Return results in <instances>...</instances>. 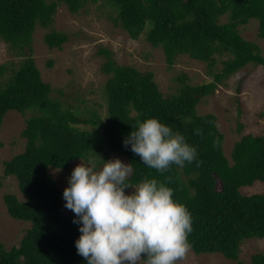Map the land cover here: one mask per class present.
I'll use <instances>...</instances> for the list:
<instances>
[{
    "label": "trees",
    "instance_id": "obj_1",
    "mask_svg": "<svg viewBox=\"0 0 264 264\" xmlns=\"http://www.w3.org/2000/svg\"><path fill=\"white\" fill-rule=\"evenodd\" d=\"M99 1L115 9L112 21L132 38L145 35L154 47L161 46L169 66L179 54H186L207 62L213 79L194 85L187 74L179 75L176 91L166 94L154 71L110 60L102 68L109 75L102 90L106 117L96 109L85 110V116L79 105L54 97L33 55L34 33L38 26H52L62 4L78 14ZM252 20L258 21L264 39V0H0V38L17 57H23L7 83H0V127L11 110L32 114L22 132L27 139L25 151L5 161L4 168L6 177L17 178L25 196L22 200L7 193L8 212L32 226L11 249L0 239V264H87L75 247L80 235L79 225L73 223L75 214L63 215V190L49 168L68 170L80 157L102 163L112 153L128 157L132 184L154 177L173 188L174 198L192 216L190 249L198 254L222 253L243 264L242 243L264 238V193L242 192L264 182V134L242 135L233 145L231 161L218 116L200 114L199 104L248 64L264 66L261 46L239 30ZM45 41L50 48L61 49L68 35L52 29ZM100 52L110 57L109 51ZM215 55L224 57L220 71H214ZM13 65L1 63L0 77ZM149 117L184 135L197 149V160L183 167L173 165L162 175L143 164L123 141L138 121ZM252 261L264 264V254H254Z\"/></svg>",
    "mask_w": 264,
    "mask_h": 264
},
{
    "label": "rangeland",
    "instance_id": "obj_2",
    "mask_svg": "<svg viewBox=\"0 0 264 264\" xmlns=\"http://www.w3.org/2000/svg\"><path fill=\"white\" fill-rule=\"evenodd\" d=\"M114 15L115 9L103 1L89 4L78 14H72L67 6L62 4L50 28L37 27L34 33L33 55L43 79L52 85L54 97H61L65 104L79 105L85 116L88 113L85 110L96 109L106 117L104 107L106 99L102 90L109 75L102 68L110 60L118 65L136 66L142 71H154L155 79L166 94L176 91L178 83L175 78L179 75L187 74L189 77L187 81L194 85L213 79L207 62L193 59L186 54H179L175 58V63L169 66L161 46L154 47L147 41L145 35L139 39L132 38L122 27L115 25L111 19ZM222 21H227V17H223ZM52 29L68 35V41L61 49L50 48L45 41L46 33ZM239 30L246 39L259 44L264 53V39L259 36L257 20L241 25ZM102 49L109 51L110 57L101 53ZM215 57L217 62L214 71H220L224 67V57L219 55ZM22 59L23 57H17L9 49V45L0 38V64L14 63L0 77L1 84L7 83L13 75L12 70L18 69ZM199 112L214 113L218 116V127L225 134V153L231 159L233 145L242 135L264 134V66L248 64L224 80L213 94L202 100ZM31 115L30 111L23 114L11 110L0 127V239L7 249L19 245L27 229L32 226L30 221L12 217L4 201L7 193H15L20 199H25L17 178L14 175L6 177L4 168L5 161L25 151L27 139L22 136V132L26 128L27 118ZM79 126L92 128L89 124ZM116 157L129 163L128 157L119 153H112L106 160ZM84 161L87 163L88 160ZM92 161L97 166L102 164L95 158H92ZM79 163L81 159L73 161L68 170L53 166L49 168L50 174L63 191L68 186V177ZM132 191L133 189L129 188L126 193ZM242 192L264 193V182L258 181L251 187L247 186ZM64 204L63 199V215L72 214L73 212L66 209ZM256 253L264 254V238L246 239L242 243L240 261L243 264H255L252 256ZM178 264L239 263L228 259L222 253L198 254L190 249Z\"/></svg>",
    "mask_w": 264,
    "mask_h": 264
},
{
    "label": "clouds",
    "instance_id": "obj_3",
    "mask_svg": "<svg viewBox=\"0 0 264 264\" xmlns=\"http://www.w3.org/2000/svg\"><path fill=\"white\" fill-rule=\"evenodd\" d=\"M123 142L161 175L197 160V149L184 135L157 117L138 121ZM80 159L63 199L75 214V247L87 264H178L186 257L193 221L173 188L154 177L132 184V165L119 157L99 166Z\"/></svg>",
    "mask_w": 264,
    "mask_h": 264
}]
</instances>
